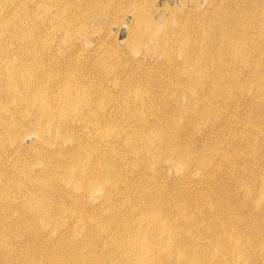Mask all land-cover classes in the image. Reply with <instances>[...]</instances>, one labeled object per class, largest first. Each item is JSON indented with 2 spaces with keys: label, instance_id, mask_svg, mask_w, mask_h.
<instances>
[{
  "label": "bare ground",
  "instance_id": "1",
  "mask_svg": "<svg viewBox=\"0 0 264 264\" xmlns=\"http://www.w3.org/2000/svg\"><path fill=\"white\" fill-rule=\"evenodd\" d=\"M0 1V264H264V0Z\"/></svg>",
  "mask_w": 264,
  "mask_h": 264
},
{
  "label": "rangeland",
  "instance_id": "2",
  "mask_svg": "<svg viewBox=\"0 0 264 264\" xmlns=\"http://www.w3.org/2000/svg\"><path fill=\"white\" fill-rule=\"evenodd\" d=\"M164 1H166V0H159V2H158L159 3V6L161 8L162 7L165 8V6H163ZM175 4H176L175 0H168V6L170 7V10L171 11H175L174 10L176 8ZM53 11H57L56 8H53ZM166 11L169 13V10H166ZM116 13H117V17H116L117 19L114 20V24L112 26H110V27H106L105 30H102V31L98 32V35L101 38L104 39V41H102L101 43L104 44V46L106 48H110V47H113V46H117L120 49L121 53H124V57L125 58L126 57H129L131 59L137 60L139 55L141 56V58L143 60H146V59L151 58L150 55H149V53H150L149 47L151 45L150 44H147V42H146L147 39H146V41L145 40H143V41L141 40L139 43H137V41L135 39H131L130 41L127 40L128 39V37H127L128 36L127 35L128 32H127V26H126L127 24L126 25H123L120 28V32L117 35L116 44H114V42L111 40V38H112L111 35H113V33H115L116 27H117L118 23L121 21L119 15H122L119 12V10ZM3 16L4 15H1L0 16V20L3 18ZM129 19L130 18H128V20L126 21V23H129ZM4 23L5 22H2L0 24H4ZM4 36L5 35L2 36L3 39H4ZM91 43H92V48H94L95 46H94L93 42H91ZM142 50H143V52H142ZM105 71H106V73H108V68L105 69ZM112 74L113 73L111 72L110 75H112ZM23 143H24V145H26L28 143V140L27 141L25 140Z\"/></svg>",
  "mask_w": 264,
  "mask_h": 264
}]
</instances>
